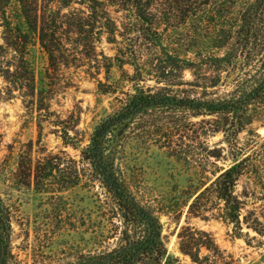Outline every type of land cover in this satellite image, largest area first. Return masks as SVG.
I'll return each mask as SVG.
<instances>
[{
    "label": "trees",
    "instance_id": "obj_1",
    "mask_svg": "<svg viewBox=\"0 0 264 264\" xmlns=\"http://www.w3.org/2000/svg\"><path fill=\"white\" fill-rule=\"evenodd\" d=\"M53 1L16 0L14 15L7 16L8 0H0V76L10 93L17 91L23 103L45 109L47 97L27 59L33 43L55 70L69 64V56L76 53L94 54V44L105 34L109 43L119 44L115 58L132 69L131 86L120 108L94 127L87 145L79 150L81 164L110 200L109 214L119 221L117 242L105 251L80 253L67 264L169 262L159 219L130 192L116 164L117 147L130 125L154 112L209 117L205 122L209 134L223 135L226 147L208 151L207 157L230 163L208 186L195 191L189 214L198 217L199 211L207 210L208 201L216 200L221 204L220 220L232 225L235 233L242 234V225L259 233L256 209L251 206L264 200V139L251 125L264 116V0H57L55 5ZM72 3L83 9L63 12ZM112 14H119V19ZM144 57L157 60V77L165 86L141 85L146 75ZM185 70L194 77L191 86L204 90L201 95L173 91L183 85ZM201 71L204 74L198 75ZM223 73L233 75L228 86L232 89L216 97L209 90L221 86ZM242 133L248 137L245 143L239 141ZM61 138L65 145H75L67 130ZM60 154H48L34 163L21 156L16 183L61 198L59 194L79 185L84 172L76 160ZM248 217H253L251 224ZM11 232L10 209L0 196V264H13ZM179 239L181 253L194 264L210 258L201 257V249L220 255L203 231L186 227Z\"/></svg>",
    "mask_w": 264,
    "mask_h": 264
},
{
    "label": "rangeland",
    "instance_id": "obj_2",
    "mask_svg": "<svg viewBox=\"0 0 264 264\" xmlns=\"http://www.w3.org/2000/svg\"><path fill=\"white\" fill-rule=\"evenodd\" d=\"M16 9V0H8L7 16H13ZM73 9L83 7L72 3L63 12ZM112 17L119 19L120 15ZM1 23L0 19V45ZM117 47L119 44L109 43L103 34L94 44V54L76 53L69 56V64L52 70L46 54L33 43L27 59L38 87L47 97L45 109L40 111L35 105L23 103L17 91L10 93L0 76V196L10 209L13 264H67L80 253L105 251L116 245L119 221L109 214L110 200L87 166L81 164L79 150L87 145L94 127L120 108L123 94L131 86L132 69L115 58ZM143 62L146 75L141 85L154 89L165 86L157 77V60L144 57ZM197 74L203 75L204 71ZM227 75L222 74L220 87L209 90L216 97L232 89L228 86L233 77L227 84L232 74ZM182 83L173 91H194L198 95L204 91L191 86L195 80L190 70L183 72ZM208 120L184 111L154 112L142 117L121 139L116 151L117 167L134 197L159 219L161 238L170 258L167 264H194L179 249V233L186 227L207 233L220 253L216 257L212 251L201 249V257L210 256L204 264H264V200L251 206L256 209L259 233L245 225L242 234L235 233L232 225L220 220L221 204L216 200L208 201L207 210L199 211L198 217L189 214L195 191L203 190L219 169L230 163L207 157L208 151L226 147L221 133L210 135L206 130ZM64 130L74 146L63 143ZM251 130L264 139V116L256 118ZM246 138L245 133L239 135L241 143ZM59 153L76 160L84 172L77 187L59 194L61 198H51L16 183L21 156L34 163ZM241 188L242 183L238 190ZM253 217H248L249 223Z\"/></svg>",
    "mask_w": 264,
    "mask_h": 264
},
{
    "label": "water",
    "instance_id": "obj_3",
    "mask_svg": "<svg viewBox=\"0 0 264 264\" xmlns=\"http://www.w3.org/2000/svg\"><path fill=\"white\" fill-rule=\"evenodd\" d=\"M233 77V75H231L230 77H229V79L227 80V84H229V82L231 81V78Z\"/></svg>",
    "mask_w": 264,
    "mask_h": 264
}]
</instances>
